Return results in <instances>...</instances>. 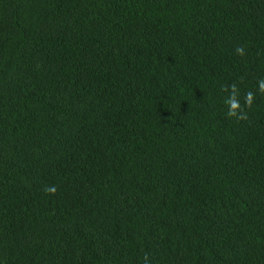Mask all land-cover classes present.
<instances>
[{"label":"trees","instance_id":"16d2710c","mask_svg":"<svg viewBox=\"0 0 264 264\" xmlns=\"http://www.w3.org/2000/svg\"><path fill=\"white\" fill-rule=\"evenodd\" d=\"M261 81L264 0H0V264H264Z\"/></svg>","mask_w":264,"mask_h":264},{"label":"clouds","instance_id":"9594fccd","mask_svg":"<svg viewBox=\"0 0 264 264\" xmlns=\"http://www.w3.org/2000/svg\"><path fill=\"white\" fill-rule=\"evenodd\" d=\"M238 54H243V48H237L236 49ZM259 87L262 91H264V81L259 82ZM247 102L250 103L251 102V93L247 94ZM226 104L228 105V112L227 115L229 116H237V118H244L242 115L238 116L237 113V109L239 108V103L238 101L235 99V93L233 92V95L230 96L228 98V100L226 101ZM46 191L48 192H54L55 191V187H49L46 189Z\"/></svg>","mask_w":264,"mask_h":264}]
</instances>
